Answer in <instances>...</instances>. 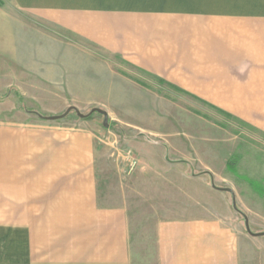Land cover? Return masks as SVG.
I'll return each mask as SVG.
<instances>
[{
    "label": "rangeland",
    "instance_id": "obj_1",
    "mask_svg": "<svg viewBox=\"0 0 264 264\" xmlns=\"http://www.w3.org/2000/svg\"><path fill=\"white\" fill-rule=\"evenodd\" d=\"M224 2L0 0V127L85 126L95 132L100 200L126 209L132 264H160L161 229L182 231L181 223L195 224L201 234L217 228L220 264H264V236L252 237L246 227L264 233V124L203 102L121 57L97 61L110 62L115 73L140 86L126 87L130 102L82 100L85 88L89 98H102L99 81L84 87L77 79L84 73V49L94 48L42 11H212ZM95 109L107 114V127Z\"/></svg>",
    "mask_w": 264,
    "mask_h": 264
},
{
    "label": "crops",
    "instance_id": "obj_2",
    "mask_svg": "<svg viewBox=\"0 0 264 264\" xmlns=\"http://www.w3.org/2000/svg\"><path fill=\"white\" fill-rule=\"evenodd\" d=\"M224 3L212 11L54 6L42 14L94 48L84 49L77 79L84 87L99 81L102 98L85 88L82 100L130 102L126 89L140 86L97 61L121 57L264 124V0ZM179 225L182 231L161 229L160 264H220L217 228L201 234L195 224ZM0 264H132L128 213L100 200L91 128L0 127Z\"/></svg>",
    "mask_w": 264,
    "mask_h": 264
},
{
    "label": "water",
    "instance_id": "obj_3",
    "mask_svg": "<svg viewBox=\"0 0 264 264\" xmlns=\"http://www.w3.org/2000/svg\"><path fill=\"white\" fill-rule=\"evenodd\" d=\"M93 112H98V113H101L102 115H104V117H105V122H104V124H105V126L107 127V126H108V118H107V114H106L105 112L99 110V109H95ZM56 119H58V117L50 118V120H56ZM218 190L225 191V192H229V193L231 192V191L228 190V189H218ZM246 227H247V231H248V233H249L252 237H263V236H264V233H262V234H253V233L251 232L250 227H249L248 224L246 225Z\"/></svg>",
    "mask_w": 264,
    "mask_h": 264
}]
</instances>
